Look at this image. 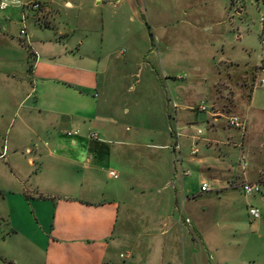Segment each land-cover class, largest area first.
<instances>
[{"label":"crops","instance_id":"0c3cea01","mask_svg":"<svg viewBox=\"0 0 264 264\" xmlns=\"http://www.w3.org/2000/svg\"><path fill=\"white\" fill-rule=\"evenodd\" d=\"M37 1L45 3L40 12L16 5L0 9V220L15 241L16 263L131 264L134 257L140 264L233 261L235 256L224 254L220 235L212 231L216 221L204 219L209 200L199 198L211 192L212 182L220 192L243 191L245 184L258 182L259 177L245 178L247 118L245 130L235 129L242 132L240 143H221L240 148L243 177L210 164L211 158L187 162L176 151H181V141L173 148L164 129L161 134L144 123L118 122L119 111L114 113L109 104L118 77L99 71L86 52L96 38L83 34L77 47L71 45L77 32L96 31L58 28L54 22L61 3L73 11L102 8L109 0ZM27 12L40 27L34 33L27 29L30 44L21 35ZM175 95L181 102L178 117L180 110L192 107L182 94ZM210 116L217 134L220 116ZM188 132L182 138L193 145L201 140ZM207 142L220 144L214 138ZM198 153L192 149V156ZM185 165L203 168L194 177ZM197 179L200 189L194 188ZM204 183L210 187L205 193Z\"/></svg>","mask_w":264,"mask_h":264},{"label":"rangeland","instance_id":"374dc122","mask_svg":"<svg viewBox=\"0 0 264 264\" xmlns=\"http://www.w3.org/2000/svg\"><path fill=\"white\" fill-rule=\"evenodd\" d=\"M256 1L242 0L237 8L231 6V0H119L116 4L109 0L102 8L86 6L73 11L61 3L54 22L58 28L85 26L96 31L77 32L71 45L77 47L83 34L89 36L88 40L96 38V45L87 46L86 52L99 71L118 77L109 97L114 113L119 111L118 122L144 123L161 134L164 129L173 148L181 141L182 149L176 151L187 162L211 158L210 164L217 163L243 177L240 148L221 143L241 141L242 132L228 126V117L237 115L248 120L245 178L257 181L259 177L257 183L263 184L264 194V38ZM29 14L26 27L34 33L40 27ZM178 93L192 109L180 110L177 117L174 103L180 102L175 95ZM203 104L220 116L217 134L208 123L213 120L210 113L198 111ZM114 113L109 114L113 117ZM189 126L192 132H188ZM185 132L201 140L193 145L194 141L182 138ZM212 138L220 144L205 143ZM194 148L199 151L197 157L192 156ZM184 168L198 177L203 165ZM199 183L198 179L194 182L195 189L201 188ZM212 188L199 200H209L204 219L216 221L212 231L221 237L220 249L225 255L231 252L235 256L227 264H264V195L245 196L241 188L220 192L213 182ZM250 207L260 209L259 220L251 218ZM9 232L0 220V240L7 238L0 243V264H17V249ZM141 246L144 249L142 242ZM155 247L152 245L151 250ZM140 261L134 257L130 263Z\"/></svg>","mask_w":264,"mask_h":264},{"label":"built area","instance_id":"2783aa9c","mask_svg":"<svg viewBox=\"0 0 264 264\" xmlns=\"http://www.w3.org/2000/svg\"><path fill=\"white\" fill-rule=\"evenodd\" d=\"M241 1L242 0H232L233 7L236 6L237 8H239ZM10 5H16L18 7H23V8L27 6L30 10H32L34 12H40L45 7V3L41 2V1H37V0L30 2V3H26L25 1H16V0H0V9L2 11L8 9L10 7ZM256 7L258 8L259 13L261 14V23H262V26L264 27V0H257L256 1ZM22 25H23V28L21 30V35L23 37H25V39L27 41H29V44H30V35L27 31L25 18L22 20ZM174 107L177 109L178 108L177 104L174 103ZM199 109L201 112H205V113L211 112V111H209V108L204 104L201 105ZM227 121H228V126L230 128L241 129V130L246 129V123H245L244 119H242L241 117H239L237 115H232V116L228 117ZM69 135H73V134L69 133ZM93 136L95 137V135H93ZM209 190H210L209 185L207 183H204L202 186V192L205 193V192H208ZM243 191H244L245 195L251 197V196H254L256 194H261L262 188H261V185L258 183H255V184H249L248 183V184H245L243 186ZM249 214L254 220H258L261 218V211L258 208L251 207L249 209Z\"/></svg>","mask_w":264,"mask_h":264},{"label":"trees","instance_id":"16d2710c","mask_svg":"<svg viewBox=\"0 0 264 264\" xmlns=\"http://www.w3.org/2000/svg\"><path fill=\"white\" fill-rule=\"evenodd\" d=\"M252 93H253V90L250 92L249 100H251V98H252Z\"/></svg>","mask_w":264,"mask_h":264}]
</instances>
